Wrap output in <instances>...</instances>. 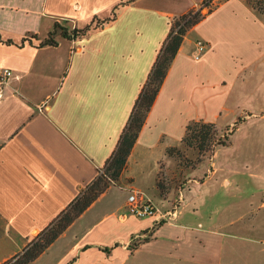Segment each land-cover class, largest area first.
I'll return each instance as SVG.
<instances>
[{"label": "crops", "instance_id": "1", "mask_svg": "<svg viewBox=\"0 0 264 264\" xmlns=\"http://www.w3.org/2000/svg\"><path fill=\"white\" fill-rule=\"evenodd\" d=\"M203 2L0 0V74L13 73L0 100V264L22 254L103 171L172 21ZM114 13L85 38L66 39L55 28ZM202 13L120 180L31 264H264V203L255 207L232 189L239 185L225 174L228 164L216 162L221 149L179 173L166 156L190 122L218 126L232 115L234 96L264 68V16L247 0H218ZM51 34L55 45L46 44ZM160 174L168 185L163 195ZM133 192L160 213L130 215ZM175 204L176 214L161 220Z\"/></svg>", "mask_w": 264, "mask_h": 264}, {"label": "trees", "instance_id": "2", "mask_svg": "<svg viewBox=\"0 0 264 264\" xmlns=\"http://www.w3.org/2000/svg\"><path fill=\"white\" fill-rule=\"evenodd\" d=\"M212 0H204L202 5L193 9L188 14L174 19L171 23L170 33L160 50L157 60L152 68L146 84L144 85L136 106L131 114L128 125L124 129L118 147L110 160L106 163L102 172L79 197L60 215V217L48 229L42 231L26 250L4 264H31L38 259L65 231L83 214L98 198L111 186L117 184L123 171L127 166L132 149L146 122L151 108L160 92L167 77L172 63L179 52L186 34L205 18L202 13ZM247 2L261 15L264 16V0H247ZM118 7H116L117 10ZM211 11V10H210ZM116 18V13L109 20L101 22L98 27L103 28L105 24ZM97 17H94L96 20ZM56 30H61V36L66 39L76 40L86 35L91 27L85 29H73L71 34L67 28L56 24ZM54 34H51L46 44L55 45ZM220 130L215 123L203 121L190 122L185 130L181 145L185 149L195 152L196 159L191 160L180 147H171L166 150V156L180 161L186 168H195L205 159L214 156L220 148L231 144L232 133L220 136ZM162 174L158 177L157 187L162 195L166 193L168 185L162 181ZM164 179V178H163ZM165 182V184H164ZM137 245H134V249Z\"/></svg>", "mask_w": 264, "mask_h": 264}, {"label": "rangeland", "instance_id": "3", "mask_svg": "<svg viewBox=\"0 0 264 264\" xmlns=\"http://www.w3.org/2000/svg\"><path fill=\"white\" fill-rule=\"evenodd\" d=\"M112 17L113 14L106 20ZM106 20L98 17L96 20L92 18L78 24L79 26L76 28L85 29L88 26L91 27L90 31L82 37L85 38L88 34L102 29L98 25ZM62 25L68 27V31L71 34L74 29L73 26H66L65 23ZM57 32L61 34V30L58 29ZM242 90L244 94L241 96L235 95L231 101V106L235 109L234 113L224 116L219 121L218 126L221 137L234 133L231 137V144L220 148L221 153L216 162L228 164L225 174L234 181L235 185H239L238 188L233 185L232 189L239 191L242 199H252L254 206L258 207L264 203V178H262L264 177V68L261 69L257 76V82L243 87ZM178 147L191 160L196 159L195 152L185 149L181 144ZM207 159H210V157ZM181 165L180 161L178 162L174 159L176 172L179 173ZM207 165L208 161L206 160L201 167L206 168ZM251 175L261 176V178H253ZM163 178L160 177L162 181L165 179ZM115 189L119 191V188Z\"/></svg>", "mask_w": 264, "mask_h": 264}, {"label": "built area", "instance_id": "4", "mask_svg": "<svg viewBox=\"0 0 264 264\" xmlns=\"http://www.w3.org/2000/svg\"><path fill=\"white\" fill-rule=\"evenodd\" d=\"M218 0H212L208 7L204 8L205 12H208L212 10ZM198 46V54H202L206 50V44L203 41H199L197 43ZM199 58V55L197 56ZM12 71L10 69H5L0 74V100L4 97V91L6 86L9 83L10 78L12 77ZM178 204H175L173 209L167 213H165L163 216L164 219H169L172 216H174L178 210ZM127 210L130 215L138 217V218H149V217H156L160 211L156 205L153 204V202L149 199H147L145 196H143L139 192H133L127 202Z\"/></svg>", "mask_w": 264, "mask_h": 264}]
</instances>
